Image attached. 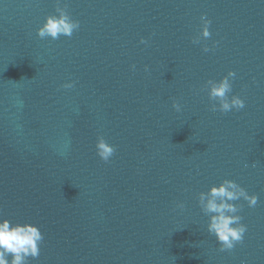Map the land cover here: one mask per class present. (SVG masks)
<instances>
[{
    "label": "water",
    "instance_id": "obj_1",
    "mask_svg": "<svg viewBox=\"0 0 264 264\" xmlns=\"http://www.w3.org/2000/svg\"><path fill=\"white\" fill-rule=\"evenodd\" d=\"M65 4L80 28L52 40L56 0H0V216L40 227L29 264H264V0ZM229 70L246 106L214 112L204 86ZM226 178L259 202L221 252L198 194Z\"/></svg>",
    "mask_w": 264,
    "mask_h": 264
},
{
    "label": "clouds",
    "instance_id": "obj_2",
    "mask_svg": "<svg viewBox=\"0 0 264 264\" xmlns=\"http://www.w3.org/2000/svg\"><path fill=\"white\" fill-rule=\"evenodd\" d=\"M200 30L192 40L193 44H200L201 40H208L212 36V21L207 13L200 16ZM80 28V22L72 18L67 10V5L62 6V0H56V14H50L44 23L38 28L37 35L41 39L51 38L57 40L60 36L71 37ZM140 43L147 46L149 41L140 39ZM219 41H213L211 47L203 45L204 52L215 49ZM135 65L132 68L135 69ZM145 71L148 66L145 65ZM237 77L234 70H229L219 80L209 79L204 88L207 90L212 111L229 113L233 110L240 111L245 108L246 102L243 97L233 93V82ZM76 81L66 82L61 85L64 89H73ZM19 103L22 104V101ZM172 107L182 111V105L174 101ZM70 141H67V148ZM96 154L105 163L109 162L116 148L110 144L103 135L98 136L96 141ZM66 153H61L64 155ZM253 166H255L253 164ZM245 201L249 208H254L259 202V195L252 193L233 179H224L219 184H213L207 191L198 194V203L201 211L208 217L207 232L214 235L219 251H231L238 243H242L248 226L242 222L240 215L242 205L238 201ZM177 207L184 209L183 202ZM44 241V234L40 227L30 222L13 223L10 219L0 216V264H29V258L36 259L40 255V245Z\"/></svg>",
    "mask_w": 264,
    "mask_h": 264
}]
</instances>
